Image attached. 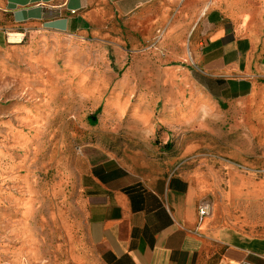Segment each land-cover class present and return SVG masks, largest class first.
Wrapping results in <instances>:
<instances>
[{
	"label": "crops",
	"instance_id": "obj_1",
	"mask_svg": "<svg viewBox=\"0 0 264 264\" xmlns=\"http://www.w3.org/2000/svg\"><path fill=\"white\" fill-rule=\"evenodd\" d=\"M91 6L92 0H0V44L5 31L20 33L28 42L16 51L27 54L51 36L58 44L62 35H86L99 28L93 17L102 12ZM114 8L123 19L122 39L114 42L124 45L114 91L125 99H114L103 115L99 130L107 137L80 149L79 187L103 263L264 264V225L217 212L213 203L201 221L199 205L208 198L193 178L151 163L142 166L154 173L139 172L114 152L112 138L122 125L124 139L133 141L125 151H180L174 130L185 128L207 143L199 149L189 139L188 151H259L264 16L250 19L241 0H115Z\"/></svg>",
	"mask_w": 264,
	"mask_h": 264
},
{
	"label": "rangeland",
	"instance_id": "obj_2",
	"mask_svg": "<svg viewBox=\"0 0 264 264\" xmlns=\"http://www.w3.org/2000/svg\"><path fill=\"white\" fill-rule=\"evenodd\" d=\"M114 2L92 0L91 9L102 10L93 17L99 25L95 31L59 36L58 44L51 36L40 44L41 50L29 48L28 55L16 51L17 45L27 44V37L14 43L6 31L2 34L0 264H104L90 237L79 187L84 168L80 149L93 138L107 137L99 130L103 115L114 99L119 104L125 99L123 92L114 91L122 78L124 53L123 43L114 42L122 39L123 23ZM241 4L250 19L264 16L261 0ZM50 50L51 55L46 53ZM94 113L96 124L89 117ZM120 127L112 134L114 152L127 164L146 174L155 171L143 164L151 163L155 170L175 167L193 178L217 212L264 225L263 131L259 151H188L193 136L185 128L174 130L180 151H125L133 141L124 139ZM191 142L199 149L207 147L203 135Z\"/></svg>",
	"mask_w": 264,
	"mask_h": 264
},
{
	"label": "built area",
	"instance_id": "obj_3",
	"mask_svg": "<svg viewBox=\"0 0 264 264\" xmlns=\"http://www.w3.org/2000/svg\"><path fill=\"white\" fill-rule=\"evenodd\" d=\"M212 209H213L212 202L208 199H203L199 205V219L202 221V219L205 216L210 215V213L212 212ZM240 264H254V263L244 261Z\"/></svg>",
	"mask_w": 264,
	"mask_h": 264
},
{
	"label": "bare ground",
	"instance_id": "obj_4",
	"mask_svg": "<svg viewBox=\"0 0 264 264\" xmlns=\"http://www.w3.org/2000/svg\"><path fill=\"white\" fill-rule=\"evenodd\" d=\"M9 41L14 42V43L15 42H21L22 41V35L20 33H17V32H10L9 33Z\"/></svg>",
	"mask_w": 264,
	"mask_h": 264
},
{
	"label": "trees",
	"instance_id": "obj_5",
	"mask_svg": "<svg viewBox=\"0 0 264 264\" xmlns=\"http://www.w3.org/2000/svg\"><path fill=\"white\" fill-rule=\"evenodd\" d=\"M96 115H97V113H94V114H92V115H90L89 117H90V122L92 123V124H96V122H97V117H96Z\"/></svg>",
	"mask_w": 264,
	"mask_h": 264
}]
</instances>
